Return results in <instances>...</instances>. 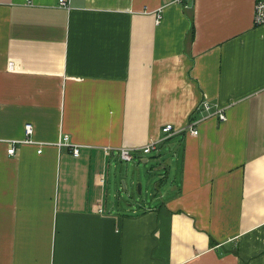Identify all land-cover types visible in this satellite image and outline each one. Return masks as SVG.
<instances>
[{
    "label": "crops",
    "instance_id": "crops-1",
    "mask_svg": "<svg viewBox=\"0 0 264 264\" xmlns=\"http://www.w3.org/2000/svg\"><path fill=\"white\" fill-rule=\"evenodd\" d=\"M253 14V0H0V264H264ZM191 121L198 135L159 142L152 204L124 207L118 149ZM27 123L35 142L9 154Z\"/></svg>",
    "mask_w": 264,
    "mask_h": 264
},
{
    "label": "built area",
    "instance_id": "built-area-1",
    "mask_svg": "<svg viewBox=\"0 0 264 264\" xmlns=\"http://www.w3.org/2000/svg\"><path fill=\"white\" fill-rule=\"evenodd\" d=\"M28 4L32 3V0H26ZM173 2H182L183 0H172ZM254 3V14L253 20L255 25H262L264 24V0H253ZM59 4L64 7H68V0H59ZM162 18L161 8L157 13L156 21L160 22ZM9 66L13 68V61L9 62ZM201 108L208 111V116H216L218 117L219 121H224L227 119V113L225 107L216 106L213 109L212 103L208 99H203L199 105ZM177 131H185L189 132L193 135L199 134V129L195 125V122H188L186 126L181 129H177L174 127L172 123H166L162 127L163 137L159 140H151L147 144L138 147V148H130L126 146H121L118 149L119 156L124 161H132L136 158V153L143 152L144 154L151 153L153 151H158L159 142L163 139L170 137L173 132ZM33 132V124L27 123L25 125V138L22 140H14L9 143L8 153L11 155H15L17 153V145L21 143H34V139L31 137ZM59 144L67 145L72 150L74 156H79L81 152V145L75 144L71 141L69 134H64L61 138ZM42 151V147L40 146L38 152Z\"/></svg>",
    "mask_w": 264,
    "mask_h": 264
},
{
    "label": "rangeland",
    "instance_id": "rangeland-1",
    "mask_svg": "<svg viewBox=\"0 0 264 264\" xmlns=\"http://www.w3.org/2000/svg\"><path fill=\"white\" fill-rule=\"evenodd\" d=\"M140 153L144 154L143 152ZM164 154L165 153L162 152L161 155ZM145 155L149 157V161L144 162L139 157L132 161H124L121 159L120 162H117L116 166V170L121 168L125 171L123 177L118 180L119 191L117 192L118 195L116 198L120 200L124 207L130 206L132 210L140 209L141 204L144 203L145 200H150V204H152L151 192L154 188L155 191L158 192L156 190V184L159 182L160 171L165 172L162 167L164 157L161 158V155L155 153V151ZM134 170L136 173H134ZM132 174L136 180L135 183L130 181V176Z\"/></svg>",
    "mask_w": 264,
    "mask_h": 264
}]
</instances>
